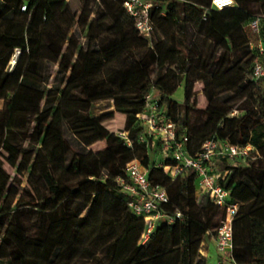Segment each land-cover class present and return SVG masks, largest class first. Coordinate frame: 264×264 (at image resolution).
<instances>
[{
    "label": "trees",
    "instance_id": "obj_1",
    "mask_svg": "<svg viewBox=\"0 0 264 264\" xmlns=\"http://www.w3.org/2000/svg\"><path fill=\"white\" fill-rule=\"evenodd\" d=\"M123 1L99 0L95 11L86 1L76 12L67 0H0V99L5 101L0 110V226L37 250L29 258L20 249H7L10 239L0 231V264H206L201 243L220 225L224 209L205 193L197 197L193 171L173 180L158 166L161 161L174 164L170 156L161 158L158 141L154 162L150 139L140 141L146 131L137 114L153 91L176 124L187 122L191 111L203 110L210 119L213 112L198 103L196 84L209 103L217 90L233 87L242 77L254 84L253 103L245 99L236 115H223L218 132L234 145H251L257 155L245 164L222 157L214 163L216 171H226L218 182L229 189L228 202L238 204L233 258L237 264H264V79L252 78L264 16L258 33L250 27L264 15V0H234L222 9L213 8L212 0H150L153 31L148 38L132 18L122 19ZM163 13L178 22L168 36L158 31L167 18ZM74 26L85 43L76 39ZM41 40L62 60L64 77L52 85ZM175 57L183 87L180 118L171 97L177 84L164 77ZM173 64L166 71L169 79ZM101 101H111L113 110L95 115L92 107ZM115 113L123 118L118 132L108 125ZM197 128L186 135L189 155L205 140L195 136ZM119 132L127 133L130 145ZM96 142L104 143L103 150L79 152ZM133 159L166 190L165 210L182 213L171 223H157L143 244L144 221L132 213L128 195L115 181L126 176V163Z\"/></svg>",
    "mask_w": 264,
    "mask_h": 264
},
{
    "label": "built area",
    "instance_id": "obj_2",
    "mask_svg": "<svg viewBox=\"0 0 264 264\" xmlns=\"http://www.w3.org/2000/svg\"><path fill=\"white\" fill-rule=\"evenodd\" d=\"M234 0H212V7L222 9L233 6ZM152 6L150 0H124L122 3L123 15L134 20L138 32L148 38L153 31L149 10ZM264 15L257 16L250 22V27L256 33L259 32V22ZM256 50L260 56L254 62L252 78L254 81L264 79V36L258 39ZM18 50L16 51V54ZM15 60L11 61V67ZM137 118L145 126L146 135L140 136L141 142L153 144L157 140L161 145V156L163 160L170 156L174 164H163L162 167L174 180L185 170L193 171L198 177L199 192L208 195L212 204L224 209V218L220 225L209 231L208 236L214 240L216 251L219 255V264H237L233 258V221L237 214L238 204L229 203V189L218 182L223 179L226 171L215 170V157L226 159L241 158L248 155L252 146L234 145L228 140L219 141L215 137H207L201 144L200 149L189 155L185 151L187 136L177 135V124L172 121L166 112L160 109L157 97L153 91L145 97V108L137 114ZM119 136L130 145V139L126 132H119ZM126 176H118L115 181L119 189L128 195V206L132 213L141 217L144 221V229L140 235L139 243H145L155 229L157 223H171L180 218L182 213L178 209L172 212L165 210L164 206L169 204L166 190L148 179V170L145 169L138 159L126 163Z\"/></svg>",
    "mask_w": 264,
    "mask_h": 264
},
{
    "label": "rangeland",
    "instance_id": "obj_3",
    "mask_svg": "<svg viewBox=\"0 0 264 264\" xmlns=\"http://www.w3.org/2000/svg\"><path fill=\"white\" fill-rule=\"evenodd\" d=\"M69 3V8L72 11H78L80 8L84 5L86 1H88L89 5L92 7L93 11L97 9V1L99 0H67ZM94 14H92L91 17H93ZM163 15H166V20L163 22V24L158 28L159 33L162 36H168L170 31L173 29H177V20L175 17L169 16V14L163 13ZM125 16H122V19ZM73 30H75V36L78 41L81 43H85V38L81 34V30L78 29L77 26H74ZM41 49L44 53V56L46 58L47 62V74L49 75L48 85H52L53 82H58L64 77V72L62 71L60 64L62 62L61 58L54 56L50 50L47 48L46 43L44 40H41L40 42ZM66 45H64L65 49ZM18 54L14 53L12 56V60H15L17 58ZM176 58L177 62V71H178V64H179V58ZM180 73L178 71V82H176L178 89L175 91V98L173 99H179L182 97V79L180 77ZM165 77V72H164ZM166 81L168 83H171V79L166 78ZM197 92L199 93L198 97V103L203 108H209L212 110L213 115L210 119L207 117V113L202 111H191L189 114V119L187 122H183L179 120L177 124V131L178 136H184L188 135L189 130L198 125V128L194 132L195 136L201 139H206L207 137H217L219 141H222L223 138L218 132V125L222 119V116L227 115H236L238 113V110L235 108L242 104V102L245 99L250 100L253 103L254 95V84L252 82H247L244 77H242L233 87L225 88L217 90L214 94V99L207 103L202 95H200V83L196 84ZM113 110L112 102L111 101H101L97 102L92 107V112L95 115H99L101 113L107 112ZM177 116L180 118L182 114L181 106H178L177 108ZM108 125L111 128V130H114L115 132H118L123 127V118L120 114L115 113L114 118L110 121H108ZM68 138L72 141V143L76 147V143L74 139L72 138L70 133H67ZM155 140L153 144L149 142V149L148 153L151 155V158L154 160L155 163H158L159 158V150L160 145ZM104 143L103 142H96L87 148H79V152L82 154H89V153H97L98 151L103 150ZM256 152L254 150H250L248 152V155L245 157H242V159H237L236 162L238 163H248L249 161L255 159ZM197 197L199 198L201 195V192H196ZM1 236H8L10 239V242L7 246V249L11 250V248H17L22 250V252L25 254V256L32 258L36 255L37 250L35 247L28 245L21 240H19L16 237H13L12 235L8 234L7 228L5 226H0ZM79 250L75 252L73 255V259L78 257ZM206 258V264H219V255L216 251V248L214 246L210 247L209 254Z\"/></svg>",
    "mask_w": 264,
    "mask_h": 264
},
{
    "label": "crops",
    "instance_id": "obj_4",
    "mask_svg": "<svg viewBox=\"0 0 264 264\" xmlns=\"http://www.w3.org/2000/svg\"><path fill=\"white\" fill-rule=\"evenodd\" d=\"M171 61H174V64L172 65L173 66V76H172V78H171V83H176V82H178V71H177V68H176V66H177V62H176V58H173ZM170 61V62H171ZM169 62V63H170ZM168 63V64H169ZM168 64H167V66H166V69H165V77H166V71H167V69L169 68V66H168ZM167 78V77H166ZM178 87L179 86H177V89H178ZM182 87V86H181ZM176 89V90H177ZM175 93L171 96L172 98H175ZM182 98H183V87H182V97L181 98H179V99H174L175 101H177V103H178V105L180 106V104L182 103ZM3 107H5V101L4 100H2V99H0V110L3 108ZM160 156H161V153H160ZM161 158H162V156H161ZM211 246H214V248H215V244H214V240H213V238L211 237V236H207V237H205V239L202 241V243H201V249H200V253H201V255H203L204 257H207V255L209 254V250H210V247Z\"/></svg>",
    "mask_w": 264,
    "mask_h": 264
}]
</instances>
